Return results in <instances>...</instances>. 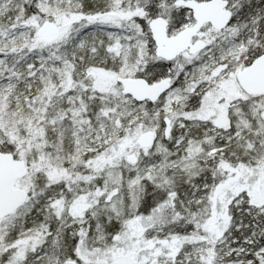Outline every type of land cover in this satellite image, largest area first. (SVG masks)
<instances>
[{
    "label": "snow or ice",
    "instance_id": "6c2138e0",
    "mask_svg": "<svg viewBox=\"0 0 264 264\" xmlns=\"http://www.w3.org/2000/svg\"><path fill=\"white\" fill-rule=\"evenodd\" d=\"M0 264H264V0H0Z\"/></svg>",
    "mask_w": 264,
    "mask_h": 264
}]
</instances>
